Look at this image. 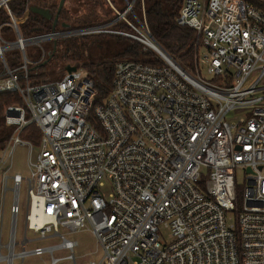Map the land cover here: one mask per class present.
Here are the masks:
<instances>
[{"label":"built area","instance_id":"1","mask_svg":"<svg viewBox=\"0 0 264 264\" xmlns=\"http://www.w3.org/2000/svg\"><path fill=\"white\" fill-rule=\"evenodd\" d=\"M11 1L0 0L8 16L0 22V93L16 92L21 104L4 110L13 130L0 149V239L5 195L11 194L0 261L48 251L50 264H58L52 253L62 247L76 264L77 242L59 234L62 226L96 236L103 253L89 264H264V5L183 0L176 23L193 28L198 40L189 73L154 40L144 16L128 22L132 33L108 23L55 26L24 37L19 26L29 7L16 15ZM124 1L122 15L132 6ZM96 33L127 35L152 49L157 63L117 60L109 92L96 105L94 84L77 66L59 79H30L28 48H39L41 60L45 43ZM13 51L20 55L16 66L7 62ZM200 65L211 79L201 77ZM232 111L240 113L236 121L226 118ZM31 125L40 131L37 144L20 136ZM20 144L35 157L26 176L10 175ZM236 168L246 180L240 209ZM22 183L25 213L17 242ZM47 233L62 242L26 248Z\"/></svg>","mask_w":264,"mask_h":264},{"label":"trees","instance_id":"2","mask_svg":"<svg viewBox=\"0 0 264 264\" xmlns=\"http://www.w3.org/2000/svg\"><path fill=\"white\" fill-rule=\"evenodd\" d=\"M124 7L120 12H124L127 4L124 0ZM132 1L131 10L125 12V17L130 20L144 16L147 27L154 40L176 61V63L186 72L194 70L195 55L197 51V37L193 28L180 26L176 23V15L182 6L183 0H128ZM256 6H263L264 0H246ZM59 0H12L9 4L10 9L16 15H20L26 6L37 7L48 10L52 16L56 13ZM135 15V18L133 17ZM8 19L4 12H0V22ZM134 22V21H133ZM110 24L109 29L121 32L132 33L133 28L125 21L118 18V14L106 6V0H87L82 13L70 11L63 6L58 14L57 27L69 26L72 28L89 25ZM52 19L32 12L29 10L27 19L20 24L19 29L24 37L40 34L51 30ZM5 34L9 33V27L4 26ZM114 42L118 47L112 56H102L100 49L104 50L102 43ZM47 45V48L44 46ZM45 55L38 60L40 49L35 48V56L29 55L30 79L33 82L43 81L49 76L48 69L60 68L65 70L68 65L83 67L92 80L96 89L93 105L102 101L108 94L115 62L119 59H135L147 63H157L155 52L145 47L141 42L123 34L117 33H96L81 36H72L57 40L56 49L49 60L40 65L48 56L47 53L52 49V43L43 45ZM93 49L98 51L97 56ZM105 51V50H104ZM20 55L13 51L7 54V62L10 66H16L20 62ZM65 73V71H64ZM63 73V74H64ZM62 74V75H63ZM61 75V76H62ZM59 76L56 79H59ZM21 100L16 92L0 93V149L3 147L13 128L5 122L4 110L10 105H20ZM22 139L29 140L37 144L40 136L39 129L34 126H26L21 132Z\"/></svg>","mask_w":264,"mask_h":264},{"label":"rangeland","instance_id":"3","mask_svg":"<svg viewBox=\"0 0 264 264\" xmlns=\"http://www.w3.org/2000/svg\"><path fill=\"white\" fill-rule=\"evenodd\" d=\"M111 4H110V3ZM85 3H87V0H65L64 5L66 8H68L72 12L76 13H82L85 8ZM106 6L109 7L113 13L118 14V18L125 19V21L128 23H137L136 20L139 18H135V15L133 16L135 20H130L125 17V13L122 15V12H120V8L124 7V2L122 0H106ZM126 10V9H125ZM122 15V17H119V15ZM134 21V22H133ZM110 25V24H109ZM108 25V26H109ZM102 46L104 50L100 49V54L102 56H112L118 49L116 44L114 42L109 43H102ZM47 48V45L44 46ZM43 47V50L45 51V48ZM32 49L28 48V53H30ZM35 48H33V54L35 53ZM95 55L97 56L98 51L95 52L93 49ZM203 51V48L200 49V53ZM41 53V51H40ZM43 59V58H42ZM83 72L87 73V71L83 67H78ZM201 77L205 80H209L212 78V74L208 73L206 71L205 66L200 65L199 67ZM65 70H62L60 68H50L48 69V72L50 73L49 76L45 78V80L50 79H56L59 76H61L64 73ZM194 70L190 71L189 73H193ZM240 116V113L237 111L229 112L226 116L228 120H237ZM35 157V151H32L29 154V149L27 146L24 145H16L13 151L12 155V166L9 170V174H13L14 172H19L23 176H26L29 173L28 169V159ZM234 179H235V189H236V200L235 205L239 209L242 207V195H243V189L246 184L245 180V172L241 168H236L234 171ZM25 184L22 183L21 190H20V212L17 217V230H16V241L19 242L23 236V218L25 213V190H24ZM1 194V193H0ZM11 194L8 191L5 195V209L3 213V229H2V236L0 239L1 244H6L8 242V231H9V219H10V213H9V204H10ZM164 239L166 241L169 240L168 238V231L166 229L161 230ZM59 234L63 235L64 238L70 241H76L77 244L73 247V255L76 264H89L90 261L98 262L102 256V248L100 244L97 241L96 236L87 228H82L78 230H69L66 227H59ZM32 234L30 231H27V237H31ZM62 238L59 235H53V233H47V236L44 238H41L39 240H36L35 242L28 244L26 246L27 249H31L35 246H39L42 248H47L50 246H58L62 242ZM21 250V246L19 243L15 245V252H19ZM1 253H6V248L2 247ZM71 250L57 247L53 250L52 256L60 258V261L58 264H73L71 258H67L66 256L70 255ZM51 262V254L48 251H45V253L41 255H35L30 254L26 255L23 260L19 257H14L12 264H50ZM0 264H6L5 261H0Z\"/></svg>","mask_w":264,"mask_h":264},{"label":"water","instance_id":"4","mask_svg":"<svg viewBox=\"0 0 264 264\" xmlns=\"http://www.w3.org/2000/svg\"><path fill=\"white\" fill-rule=\"evenodd\" d=\"M64 2H65V0H59V2H58V7H57V11H56V13L52 16V14L48 11V10H45V9H41V8H37V7H29V10H31L32 12H35V13H38V14H40V15H42V16H44V17H46L47 19H52V24H51V27H52V29L56 26V24H57V21H58V14H59V12H60V10H61V8L63 7V5H64ZM130 4L132 5V2H130ZM130 5V6H131ZM55 49H56V42H53V44H52V49L47 53V58L40 64V65H42V64H45L48 60H49V58H51V56L53 55V53H54V51H55ZM177 64V63H176ZM178 65V64H177ZM178 67L182 70V71H184L179 65H178ZM76 69V66L75 65H68V66H66V68H65V71L66 72H71V71H74ZM7 114H11L10 112H8Z\"/></svg>","mask_w":264,"mask_h":264}]
</instances>
